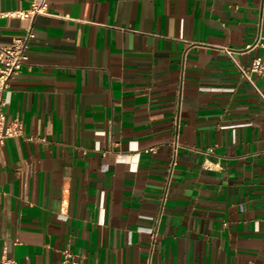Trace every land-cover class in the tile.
Returning <instances> with one entry per match:
<instances>
[{
  "label": "crops",
  "instance_id": "obj_1",
  "mask_svg": "<svg viewBox=\"0 0 264 264\" xmlns=\"http://www.w3.org/2000/svg\"><path fill=\"white\" fill-rule=\"evenodd\" d=\"M47 2L5 93L0 258L264 264V102L233 63L262 55L264 0Z\"/></svg>",
  "mask_w": 264,
  "mask_h": 264
},
{
  "label": "built area",
  "instance_id": "obj_2",
  "mask_svg": "<svg viewBox=\"0 0 264 264\" xmlns=\"http://www.w3.org/2000/svg\"><path fill=\"white\" fill-rule=\"evenodd\" d=\"M48 14V2L47 0H33L30 7L26 11H12V12H0L1 19H18L26 21L28 23L24 34L14 39L9 45L0 47V152L4 147L5 141L8 139L17 138L22 134L21 123L18 119H14L10 123L6 122V117L3 112L5 106V93L9 87L10 82L17 77L22 68L25 66L28 57L27 50L30 42L34 39L33 23L39 16H47ZM257 44V43H256ZM262 49V55L255 57L248 67H244L233 61L240 76L244 79L254 90L257 97L264 102V87H258L252 80L253 76L264 80V45H260ZM228 54H230L228 52ZM177 143L174 144L176 149ZM155 149H148L146 153H153ZM175 156L169 162L167 169V187L171 181L174 169ZM166 195V193H165ZM165 201V196L162 203ZM163 205L161 206L162 209ZM159 225V219L156 222L154 228L141 229L151 234L152 243L155 242L157 229ZM0 264H16L15 261L7 259L5 257L0 258ZM61 264H79L78 259L68 249L61 252Z\"/></svg>",
  "mask_w": 264,
  "mask_h": 264
}]
</instances>
